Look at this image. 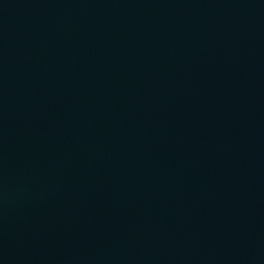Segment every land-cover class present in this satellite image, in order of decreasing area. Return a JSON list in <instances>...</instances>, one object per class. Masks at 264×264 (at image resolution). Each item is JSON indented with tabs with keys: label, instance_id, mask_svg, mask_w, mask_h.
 Segmentation results:
<instances>
[{
	"label": "water",
	"instance_id": "water-1",
	"mask_svg": "<svg viewBox=\"0 0 264 264\" xmlns=\"http://www.w3.org/2000/svg\"><path fill=\"white\" fill-rule=\"evenodd\" d=\"M0 264H264V0H0Z\"/></svg>",
	"mask_w": 264,
	"mask_h": 264
}]
</instances>
